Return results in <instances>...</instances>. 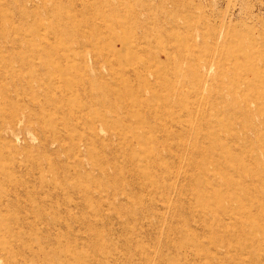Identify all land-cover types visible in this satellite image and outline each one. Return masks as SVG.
Wrapping results in <instances>:
<instances>
[{"label": "rangeland", "instance_id": "rangeland-1", "mask_svg": "<svg viewBox=\"0 0 264 264\" xmlns=\"http://www.w3.org/2000/svg\"><path fill=\"white\" fill-rule=\"evenodd\" d=\"M263 107L264 0H0V264H264Z\"/></svg>", "mask_w": 264, "mask_h": 264}, {"label": "bare ground", "instance_id": "bare-ground-1", "mask_svg": "<svg viewBox=\"0 0 264 264\" xmlns=\"http://www.w3.org/2000/svg\"><path fill=\"white\" fill-rule=\"evenodd\" d=\"M248 79H249V78H248ZM234 97H235V96H234ZM236 98H237V97H235V100H236ZM236 101H237V100H236ZM237 102H238V101H237ZM263 108H264V107H263ZM263 108H262V109H263ZM263 111H264V110H263ZM262 123H263V122H262ZM248 128H249V127H248ZM249 130H252V132L257 133L258 128H257V130H256L255 127L252 126ZM248 135H249V134H248ZM233 185H234V184H233ZM10 249H11V248H10ZM2 260H3V259L0 258V261H2ZM0 263H1V262H0Z\"/></svg>", "mask_w": 264, "mask_h": 264}]
</instances>
